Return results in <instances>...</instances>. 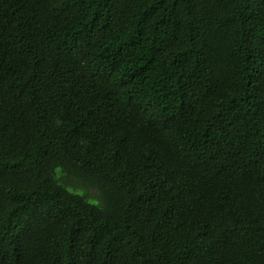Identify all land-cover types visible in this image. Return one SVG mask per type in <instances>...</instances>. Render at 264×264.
<instances>
[{
	"label": "trees",
	"instance_id": "1",
	"mask_svg": "<svg viewBox=\"0 0 264 264\" xmlns=\"http://www.w3.org/2000/svg\"><path fill=\"white\" fill-rule=\"evenodd\" d=\"M0 264H264V0H0Z\"/></svg>",
	"mask_w": 264,
	"mask_h": 264
},
{
	"label": "rangeland",
	"instance_id": "2",
	"mask_svg": "<svg viewBox=\"0 0 264 264\" xmlns=\"http://www.w3.org/2000/svg\"><path fill=\"white\" fill-rule=\"evenodd\" d=\"M56 172H57V177H58L59 173L61 172V169L58 168V169L56 170ZM85 191H87V193L89 194V196H91L92 198H95V191H94L92 188L87 187V188L85 189ZM77 192H78L79 194H84V192H83L82 190H77Z\"/></svg>",
	"mask_w": 264,
	"mask_h": 264
}]
</instances>
